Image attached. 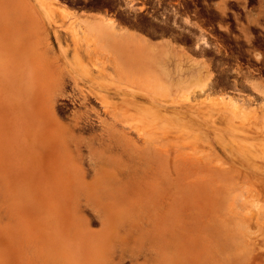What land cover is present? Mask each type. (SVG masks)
<instances>
[{"label":"rangeland","instance_id":"1","mask_svg":"<svg viewBox=\"0 0 264 264\" xmlns=\"http://www.w3.org/2000/svg\"><path fill=\"white\" fill-rule=\"evenodd\" d=\"M172 1L138 4L126 0L124 5L130 25L143 23L145 41L157 40L163 50L187 52V67L184 61L178 62L173 67L179 69L178 76H170L155 61L156 68L146 67L142 76L132 78L115 40L128 31L125 21L97 15L99 28L95 29L86 20L93 16L90 11H75L76 1L9 0L8 5V0H0L5 9L4 13L0 9V70L12 72L0 77V264H264V81L245 74L240 82H230L236 73L224 67L227 56L224 63L214 66V60L206 58L213 50H207L203 37L198 36L193 49L186 48L184 41L186 31L202 29L199 19L191 23L192 12L215 15L219 28L227 33L225 16L246 11L253 0H244L241 8L221 0H175L176 5ZM145 5L152 6L151 17L143 16ZM64 9L71 14L62 13ZM108 21L115 22L114 33ZM242 21L236 30L241 48L252 44V30L248 21ZM169 27L178 35L172 36L173 41ZM30 34H35L36 44L25 43ZM100 34L113 48L96 42ZM24 47L27 52L31 47L47 52L39 62L36 82L55 85L61 73L65 92L53 93L57 96L55 112L75 134L71 127L66 134L61 127L38 126L37 120L46 122L50 117H36L27 99L15 98L12 88L18 75L13 74L20 71L19 55ZM221 48H226L225 43L216 50L220 55ZM190 65L194 66L193 78L184 76ZM32 77L26 82L32 83ZM42 93L38 95H49ZM58 93L63 99H58ZM73 95L88 97L91 108L109 121L104 110H116L124 122L115 126L127 129L141 152L145 141L138 130L148 131L154 119L146 114L149 110L137 107H154L152 112L160 115L155 118V134L147 136L154 139L149 142L150 154L136 155V151L134 157L135 148L127 153L113 143L109 162L98 170L91 168L85 148L80 147L81 155L75 149L78 136L89 135L83 128L84 119L80 129L71 122L75 110L91 108L89 104L87 109L67 105L66 99ZM53 139L59 140L54 143H59L60 154ZM64 143L69 157L62 152ZM66 158L69 165L64 163ZM7 209L11 220L4 213Z\"/></svg>","mask_w":264,"mask_h":264},{"label":"bare ground","instance_id":"2","mask_svg":"<svg viewBox=\"0 0 264 264\" xmlns=\"http://www.w3.org/2000/svg\"><path fill=\"white\" fill-rule=\"evenodd\" d=\"M49 2H55V0H49ZM8 5H10L9 4V0H8ZM55 3H57V2H55ZM10 7V6H9ZM1 8H4L3 6H2V2H0V9ZM4 11H5V9H3ZM3 10L1 9V11L3 12ZM1 11H0V14H2L1 13ZM29 11V10H28ZM64 12H62V13H64V14H66L67 16H69L71 13H70V11H68L67 9H64L63 10ZM58 12V11H57ZM4 13V12H3ZM55 13V12H54ZM65 15V16H66ZM67 16H66V18H67ZM59 22V21H58ZM109 22H111V21H109ZM108 22V23H109ZM114 22V21H113ZM186 22V21H185ZM60 23V22H59ZM186 23H189V22H186ZM112 24H114V23H109L108 24V26L109 25H111L112 26ZM115 25V24H114ZM108 28V27H107ZM114 28V27H113ZM112 28V32H113V29ZM67 32V31H66ZM68 33V32H67ZM74 33V32H73ZM114 33V32H113ZM113 33H112V35H113ZM69 34V33H68ZM106 35V34H105ZM98 36V35H97ZM108 36V35H107ZM109 36H111V35H109ZM104 37V36H103ZM113 37V36H112ZM35 38V34H30V36L29 37H27L26 38V42L25 43H31V45H33V44H36V41H33V39ZM62 38V37H61ZM114 38V37H113ZM83 39V38H82ZM95 39V38H94ZM20 40V39H19ZM36 40V39H35ZM81 40V39H80ZM79 40V41H80ZM82 41V40H81ZM80 41V42H81ZM95 41V40H94ZM200 41V40H199ZM84 42V41H83ZM96 42H98V43H101L99 40L98 41H96ZM201 42V41H200ZM76 44H79L78 43V41H77V43ZM81 45H82V43H80ZM102 44V43H101ZM2 45V43L0 42V46ZM30 45V44H29ZM29 45H27V46H29ZM80 45V46H81ZM116 46V45H115ZM71 47V46H70ZM117 47V46H116ZM19 48V47H18ZM20 48H23V45H22V47H20ZM79 48H81V47H79ZM83 48H85V47H83ZM118 48V47H117ZM16 49H17V47H16ZM25 49H27L28 50V47L27 48H25L24 47V53L23 54H21L22 53V51H23V49H21L22 51H21V55H19V51H17V53H18V55L21 57V59H20V61H21V65H20V71H18V69H17V71L16 72H18V73H16V72H14L15 70H13V72L15 73V74H13L14 76L15 75H18V77H17V82H16V84L13 86V88H12V92L16 95V99H27V101H29L30 103V105H31V107H32V113L33 114H35L36 115V117L37 116H41L42 114H46V116L49 118L50 117V119H48L46 122L45 121H40V120H37L38 121V126H52L53 127V129L55 128V127H61L62 128V130L64 131V133H68L69 134V131L70 130H72L73 128L71 127V125H69V126H65L64 124L62 125V123H61V121H60V118L58 117V114L55 112V103H56V100H57V96H55L53 93H55V92H60V93H62L61 92V90H63L64 89V86H65V84H64V86H63V82L61 83L60 82V80H61V77H62V75H58L57 74V72H56V74H57V76H56V79L59 81L57 84H53V83H44V84H42L41 82H39V81H37L36 82V79H37V74H38V72H39V69H40V67L42 66L41 64H39V62L43 59V56H45V53L47 54V52H40V51H42L41 49H40V47L38 48V47H31L30 49H29V53L27 52V50H25ZM88 49H90V48H86V50L88 51ZM15 50V49H14ZM122 50V49H121ZM44 51V50H43ZM14 52V51H13ZM112 52H114V51H112ZM15 53V52H14ZM17 53H15V54H17ZM79 53V52H78ZM89 53V52H88ZM92 53V52H91ZM13 54V53H12ZM82 54V52H80V55ZM90 55V54H89ZM114 56V55H113ZM15 57V56H14ZM18 57V56H17ZM81 58H83V55H81ZM112 58V57H111ZM114 58H116V57H114ZM18 59V60H19ZM45 59V58H44ZM113 59V58H112ZM17 60V61H18ZM19 61V62H20ZM75 61H76V63L79 65V63H80V65H81V60L78 58V57H75ZM96 61V60H95ZM18 62V65H14V68H15V66H16V68H17V66H19V63ZM116 62V61H115ZM117 62H118V59H117ZM36 63H38V64H36ZM40 63H42V62H40ZM44 65V64H43ZM120 65H121V63H120ZM12 66V65H11ZM50 66H52V65H50ZM54 66V65H53ZM115 66V65H114ZM119 66V65H118ZM121 66H123V65H121ZM13 67V66H12ZM44 67V66H43ZM42 67V68H43ZM48 67V66H47ZM95 67H96V65H95ZM49 68H52V67H49ZM55 68V67H54ZM116 68V67H115ZM78 69H80L83 73H86L87 75H89L88 74V70L84 67V66H79V68ZM118 69H119V67H118ZM12 70V69H11ZM50 70V69H49ZM56 70H57V68H56ZM59 70H60V68H59ZM144 70H145V68H144ZM143 70V71H144ZM79 71V70H78ZM146 71V70H145ZM9 72V71H8ZM8 72H6V70H0V77L2 76V77H8ZM50 72V71H49ZM67 72V71H66ZM115 72H117V70L115 71ZM3 73V74H2ZM9 73H11L12 74V72H9ZM48 73V72H47ZM51 73V72H50ZM55 73V72H54ZM53 73V74H54ZM74 73V72H73ZM81 73V72H80ZM120 72L118 71V74H119ZM30 74L31 75H35V76H30ZM64 74V73H63ZM75 74V73H74ZM51 75H52V73H51ZM77 75V74H76ZM75 75V76H76ZM82 75V74H81ZM11 76V75H10ZM65 76V75H64ZM122 76V75H121ZM27 77H32L33 79H34V77H35V82L36 83H33V81H32V83L30 82H26V78ZM39 77V76H38ZM43 77V76H42ZM78 77V76H77ZM153 77H155V76H153ZM15 78H16V76H15ZM32 78L30 79V80H32ZM53 78H54V76H53ZM84 78V77H83ZM157 78V77H156ZM13 79H14V77H13ZM51 79V78H50ZM77 79H79V78H77ZM81 79V78H80ZM79 79V80H80ZM55 80V79H54ZM158 80V79H157ZM156 80V81H157ZM62 81V80H61ZM63 81H64V79H63ZM66 81V80H65ZM155 81V82H156ZM159 81V80H158ZM39 82V83H38ZM67 82V81H66ZM14 83H15V80H14ZM159 83V82H158ZM160 85H162L161 83H160ZM68 87V86H67ZM164 90H165V88L163 87V85L161 86ZM73 90V89H72ZM42 92H49V95H47V96H41V95H38L39 93L41 94ZM64 92H65V89H64ZM27 94V95H26ZM43 94V93H42ZM58 95V99H60L59 97H61V96H59V95H61V94H57ZM69 95V94H68ZM87 95V94H86ZM70 97H72V96H70ZM69 97V98H70ZM73 97H74V95H73ZM76 97H78V96H76ZM76 97H74V98H70V99H66V100H68V103H67V105L69 104V106L71 105V106H81L82 108H85V109H87V105L89 106L88 108H91V105L93 104H90L89 103V100H88V97H87V99L85 98V97H82L81 99L79 98V99H77ZM62 98V97H61ZM64 98H66L65 96H64ZM91 98V97H90ZM63 99V98H62ZM246 100V99H245ZM237 101V100H236ZM238 102H241L240 100L238 101ZM246 102V101H245ZM126 103V102H125ZM231 103V102H230ZM95 104V103H94ZM234 104H236V102L234 103ZM240 104H242V102L240 103ZM239 104V105H240ZM245 104V103H244ZM100 105V104H99ZM124 105H127V103L126 104H124ZM133 105V104H132ZM233 105V104H232ZM63 105H61V107H62ZM65 106H66V104H65ZM234 106V105H233ZM244 106V105H243ZM120 107H123V106H120ZM128 107V106H127ZM59 108V107H58ZM64 108V107H63ZM62 108V109H63ZM68 108V107H67ZM94 108V107H93ZM95 108H96V106H95ZM139 110H149L148 112L149 113H146V114H149L154 120H151L152 121V124H149L148 122H147V124H149L150 125V127H149V130L148 131H146L145 133H143L144 131H145V128H144V131H142V130H138L139 131V136L141 137V138H143L144 139V141L146 142V144H145V142H144V148L142 149V152H141V150H139L140 149V146H136V145H138V144H134L133 142H131L132 141V139H129V137H128V134H127V129L125 130V129H121L120 127H118L119 129H117V127L115 126V124L116 123H123L124 121L121 119V116L120 117H118V114L117 113H115L116 112V110H115V112H114V110H113V112L114 113H112V112H110V111H108V110H104V113H105V115L106 116H108L109 117V119L111 120V121H109V120H107L105 117L103 118V117H101L100 116V114L97 112V111H95L94 109H87L88 111H86V112H83L82 110V112L81 111H79V109H78V111H76L75 110V112L73 113V115H72V117H71V120H73V121H71V122H73V125L72 126H78L79 125V123L81 122L82 123V120L84 119V122H85V127H83L84 128V130H86L87 132H88V134L90 135H88V137H86V138H82V137H79L78 136V140H75V139H73V140H75V141H77V142H75L76 143V145H75V149L77 150V152L79 153V151H80V147L81 146H83L84 148H85V150L86 151H83V152H86V154H87V159H89V163H91V168H93L94 170H95V168H97V167H100L101 168V165L103 164V163H106V161H108L109 162V158L111 157L110 156V154H109V152H110V150H111V145L113 144V145H121V148L123 147L124 149H122V150H124V152H127V153H130V152H132V150H134V148H135V151H134V157H135V152L137 151V152H139V153H136V155L137 154H143V155H145V154H150V149H149V142L150 141H152V140H154V139H150V138H147V136H149V135H151V134H155L154 133V129H155V127H156V123H155V118H157L160 114L159 113H157V112H152V109H154V107H142V106H139V107H137ZM216 108V107H215ZM42 109H43V111L44 112H41L42 111ZM85 109H83V110H85ZM102 109V108H101ZM109 109H111V108H109ZM119 109V108H118ZM41 110V111H40ZM61 110V109H60ZM60 110H59V113H60ZM65 110H66V108H65ZM68 110V109H67ZM100 110V109H99ZM214 110V109H213ZM235 110V109H234ZM246 110V109H245ZM112 111V110H111ZM215 111V110H214ZM242 111H243V109H242ZM62 112H64V109H63V111ZM67 112V111H66ZM213 112V111H212ZM216 112V111H215ZM41 113V114H40ZM119 113V112H118ZM125 113V112H124ZM139 113V112H138ZM121 114V113H120ZM141 115H143V114H145L144 112H142V113H140ZM215 114V113H214ZM248 114H250V113H248ZM61 115V114H60ZM66 115V114H65ZM126 115V114H125ZM241 115H242V113H241ZM92 116H94V118H92ZM144 116V115H143ZM248 116V115H247ZM68 117V116H67ZM145 117V116H144ZM144 117H140L141 119L142 118H144ZM46 118V117H45ZM64 118V117H63ZM148 119V118H147ZM166 120H167V117L165 118ZM125 120V119H124ZM127 120V119H126ZM129 120V119H128ZM146 119H144L143 121H145ZM147 121V120H146ZM167 122H168V120H167ZM94 123H97L98 124V127L100 128V133H96L97 131L96 130H94V126H95V124ZM128 123V122H127ZM97 124H96V126H97ZM82 126V125H81ZM80 126V127H81ZM121 126H122V124H121ZM123 126H124V124H123ZM129 126V128H131L130 127V125H127V127ZM51 127V128H52ZM69 127H71V128H69ZM79 127V126H78ZM80 127H79V129H80ZM147 127V126H146ZM50 128V129H51ZM77 128V127H76ZM125 128V127H124ZM128 128V132H129V129ZM48 130H50L49 128H47ZM78 129V128H77ZM98 129V128H97ZM132 129V128H131ZM135 129V126H134V128H133V130ZM47 130V131H48ZM52 130V129H51ZM50 130V131H51ZM61 130V129H60ZM82 130V129H81ZM73 132H74V134H75V131L76 130H72ZM71 131V132H72ZM83 131V130H82ZM85 131V132H86ZM56 132V131H55ZM136 132V131H135ZM134 132V133H135ZM49 133V132H48ZM71 134V133H70ZM82 134V133H81ZM48 135V134H47ZM50 135V134H49ZM46 136V135H45ZM51 136H52V134H51ZM51 136H50V138H51ZM146 138H145V137ZM153 136V135H152ZM151 136V137H152ZM56 137V136H55ZM58 137V136H57ZM61 137V136H60ZM77 137V136H76ZM137 137V136H136ZM157 137V136H156ZM53 138V137H52ZM140 138V139H141ZM48 139H49V136H48ZM139 137H138V142H139ZM143 139H141L142 141L141 142H143ZM156 139V138H155ZM56 140V139H55ZM54 139H53V142H51V143H53L54 145H55V147L56 146H59V151L61 150L60 148V145H59V143H58V145H56L55 143H54V141H55ZM69 140L70 139H67V141L69 142ZM73 140H71V141H73ZM56 141H59V140H56ZM70 141V142H71ZM134 141V140H133ZM69 142V143H70ZM134 142H136V141H134ZM153 142V141H152ZM62 143V142H61ZM97 143V146H95V144ZM151 143V142H150ZM152 144V143H151ZM145 145H146V147H145ZM62 146V145H61ZM72 146H73V144H72ZM114 146V147H115ZM152 146H154V145H152ZM151 146V147H152ZM54 147V149H56ZM71 147V146H70ZM136 147H138L137 149H136ZM50 148V147H49ZM48 148V149H49ZM52 148V147H51ZM116 148H118V147H116ZM116 148H114V149H116ZM120 148V147H119ZM130 148H132V149H130ZM153 148V147H152ZM74 149V148H73ZM154 149V148H153ZM52 151H56V150H53V149H51ZM82 150H83V148H82ZM113 150V149H112ZM111 150V151H112ZM155 150V149H154ZM58 151V152H59ZM118 151V150H117ZM57 152V151H56ZM62 152H63V154H64V157H69V155H70V151H69V149H68V146L64 143L63 144V147H62ZM114 152H116V151H114ZM123 152V151H122ZM124 152H123V154H124ZM155 152H157V151H155ZM54 153V155H55V152H53ZM61 153V151L59 152V154ZM72 153H74V152H72ZM81 151H80V155H81ZM52 154V153H51ZM73 155V154H72ZM71 155V156H72ZM53 156V155H52ZM56 156H58V155H56ZM60 156V155H59ZM70 156V157H71ZM117 156V155H116ZM121 156V155H120ZM86 158V157H85ZM117 158V157H116ZM118 158H119V156H118ZM132 158H133V156H132ZM131 158V159H132ZM69 159V158H68ZM120 159V158H119ZM134 159V158H133ZM63 160V159H62ZM61 160V161H62ZM117 160V159H116ZM116 160H115V163H117L116 162ZM139 160V159H138ZM67 161V162H66ZM142 161V160H141ZM67 163L68 164V160H67V158H66V160L64 161V163ZM146 162H147V160H146ZM66 163H65V165H66ZM122 163H123V161H122ZM135 163V162H134ZM143 163V162H142ZM63 164V163H62ZM79 164V163H78ZM144 164V163H143ZM64 165V164H63ZM69 165V164H68ZM75 165V164H74ZM117 165H118V163H117ZM132 165V164H131ZM138 165H139V163H138ZM138 165H137V167H138ZM140 167H141V165H139ZM84 167V166H83ZM86 167V166H85ZM139 167V168H140ZM131 168V167H130ZM65 169V168H64ZM74 169V168H73ZM83 169H86V168H83ZM82 169V170H83ZM132 169V168H131ZM135 169V168H134ZM138 169V168H137ZM97 170H98V168H97ZM100 170V169H99ZM133 170V169H132ZM72 171V170H71ZM84 171V170H83ZM137 171V170H136ZM83 177V176H82ZM4 213L6 214V218H8V220H11L9 217H8V215L7 214H9L10 213V211L7 209V210H5L4 211ZM2 217V216H1ZM2 219V218H1ZM27 259H28V254H27V250L25 249V251H24V262H26L27 261Z\"/></svg>","mask_w":264,"mask_h":264},{"label":"flooded vegetation","instance_id":"3","mask_svg":"<svg viewBox=\"0 0 264 264\" xmlns=\"http://www.w3.org/2000/svg\"><path fill=\"white\" fill-rule=\"evenodd\" d=\"M65 2H74L78 3L77 8H74L75 11L87 12L90 11L92 15H101L107 18L112 19H121L125 21L126 25H130L128 22L129 13L126 12V0H103L105 1L102 4L101 0H63ZM138 4L147 3L149 0H133ZM258 0H253L252 4L246 11L236 12L231 11L225 16V25L228 27L227 33L224 32V28L220 29V21L218 17L215 15H210L209 13H201V14H190L191 23H197L195 20L199 19L201 22L202 29L201 31L196 28H191L189 32L185 33V46L188 49L194 48V42L198 38V36L203 37L207 44V50L211 48L213 50L212 55L206 56L208 60H214L213 65L218 66V64L224 63V58L227 56L226 64L224 67L232 68L231 72L236 73L234 78H230V82H240L239 79L242 75L249 74L254 81H264V30L258 33H252V44L249 47H242L236 41H239V35L236 34V30L239 29L237 24L241 23V19L245 21V16L251 10L256 9ZM122 5H119V3ZM172 4L176 5L177 1H172ZM88 5L87 9H81ZM147 10L143 13L145 17H151L152 6L145 5ZM237 8H241L242 5H237ZM80 8V9H79ZM140 8V7H138ZM194 10V9H191ZM236 15H238L236 17ZM134 20V19H133ZM135 21V20H134ZM242 21V23H243ZM109 22V21H108ZM114 23L113 21L109 22ZM114 24L112 26L114 27ZM137 27L143 31L145 29L143 23L137 22ZM114 29V28H113ZM116 31V29H114ZM152 30V29H149ZM173 28L169 27L168 36L170 40L173 41L172 36L178 37V35L173 32ZM195 30V31H194ZM119 32V31H118ZM199 32V33H198ZM121 35V33H119ZM159 35V33H157ZM118 35L115 40L118 41L117 45H119ZM175 41V40H174ZM225 43L226 48H221L223 54H219L216 50H220L219 47L221 43ZM120 46V45H119ZM191 52V51H190ZM192 53V52H191ZM225 53V54H224ZM257 55V56H256ZM259 56L260 60L258 61L256 58ZM219 57V58H218ZM217 81H219L217 79ZM68 109V108H67Z\"/></svg>","mask_w":264,"mask_h":264},{"label":"crops","instance_id":"4","mask_svg":"<svg viewBox=\"0 0 264 264\" xmlns=\"http://www.w3.org/2000/svg\"><path fill=\"white\" fill-rule=\"evenodd\" d=\"M244 0H221V3L226 4L227 6L231 4L241 5ZM264 0H258L256 9L251 10L245 16V24H247L249 29L252 30V33H258L264 30V6L262 7ZM260 4V5H259ZM86 20L89 22V26L91 28H99V17L97 15H93L87 17ZM129 29L127 32L121 33L119 35V45L120 48L117 50L120 51L121 55L126 59V72L129 77L142 76V70L146 67L156 68L154 62L158 61L159 68H166V74L172 76H178L177 71L179 69H174L177 63L180 61H184L185 66L187 67V52L182 53L177 48L173 49H161L160 44L157 43V40L153 41H145L142 36H144V30L141 31L138 27L132 25H126ZM132 26V27H130ZM252 26V27H251ZM151 29V28H149ZM102 34V33H101ZM98 36L99 41L104 44L107 48L111 49L113 46L108 42V39L103 37V35ZM122 49V50H121ZM160 50H163L162 54ZM147 52L149 53L147 55ZM147 55V57H146ZM194 58V54L191 53V61ZM199 59V58H197ZM161 61H164V64H161ZM171 62H175L173 65ZM191 70L184 73L185 77L193 78L194 77V66L190 65ZM202 68V67H201ZM201 73H203V68L201 69ZM180 75V74H179ZM182 75H180L181 77ZM192 81V80H191Z\"/></svg>","mask_w":264,"mask_h":264}]
</instances>
